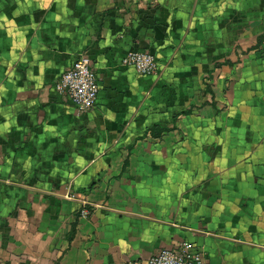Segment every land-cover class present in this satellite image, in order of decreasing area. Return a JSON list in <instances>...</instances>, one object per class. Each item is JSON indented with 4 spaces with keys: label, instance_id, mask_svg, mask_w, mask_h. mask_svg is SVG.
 <instances>
[{
    "label": "crops",
    "instance_id": "1",
    "mask_svg": "<svg viewBox=\"0 0 264 264\" xmlns=\"http://www.w3.org/2000/svg\"><path fill=\"white\" fill-rule=\"evenodd\" d=\"M134 50L158 71L124 65ZM82 53L90 110L56 88ZM184 242L264 264V0H0V264Z\"/></svg>",
    "mask_w": 264,
    "mask_h": 264
},
{
    "label": "built area",
    "instance_id": "2",
    "mask_svg": "<svg viewBox=\"0 0 264 264\" xmlns=\"http://www.w3.org/2000/svg\"><path fill=\"white\" fill-rule=\"evenodd\" d=\"M122 63L135 68L140 74L151 75L158 71L159 64L156 57L145 50L127 52ZM57 91L68 97L80 110H90L97 102L100 84L98 74L91 57L82 53L76 56L71 66L63 72L56 83ZM90 214L88 208L81 210V215ZM129 264H209L196 246L188 242L178 247L164 248L156 252L147 260L135 259Z\"/></svg>",
    "mask_w": 264,
    "mask_h": 264
},
{
    "label": "trees",
    "instance_id": "3",
    "mask_svg": "<svg viewBox=\"0 0 264 264\" xmlns=\"http://www.w3.org/2000/svg\"><path fill=\"white\" fill-rule=\"evenodd\" d=\"M262 39H263V38H260L259 42H261V41H262ZM259 42H258V43H259ZM185 112H186V113H189V112H190V110H186Z\"/></svg>",
    "mask_w": 264,
    "mask_h": 264
}]
</instances>
